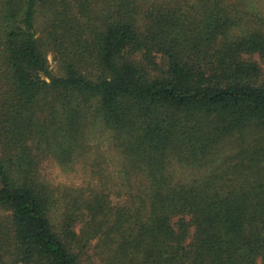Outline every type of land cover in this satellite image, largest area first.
Instances as JSON below:
<instances>
[{
	"label": "trees",
	"instance_id": "trees-1",
	"mask_svg": "<svg viewBox=\"0 0 264 264\" xmlns=\"http://www.w3.org/2000/svg\"><path fill=\"white\" fill-rule=\"evenodd\" d=\"M254 55L264 0H0V264H264ZM99 126L144 191L56 195L42 161L73 164Z\"/></svg>",
	"mask_w": 264,
	"mask_h": 264
},
{
	"label": "rangeland",
	"instance_id": "rangeland-1",
	"mask_svg": "<svg viewBox=\"0 0 264 264\" xmlns=\"http://www.w3.org/2000/svg\"><path fill=\"white\" fill-rule=\"evenodd\" d=\"M43 50L46 52L52 71L59 74L53 46L44 42ZM264 67V61L259 55H254ZM87 138L91 144V151L73 164L63 167L53 158H48L41 163L43 179L57 188L56 195L66 192L83 191L87 196L91 191H105L113 203H122L132 195L144 191L142 178L133 179L132 184H126L120 173V156L113 148L112 132L104 126L87 131ZM173 172L175 180L188 183L196 178H201L203 170L188 169L175 165ZM130 194V195H129ZM124 199V201H123ZM59 207L53 211L60 215L64 213V199L61 196ZM261 264V261H258Z\"/></svg>",
	"mask_w": 264,
	"mask_h": 264
}]
</instances>
